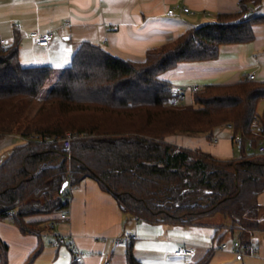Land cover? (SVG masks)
<instances>
[{"label": "trees", "instance_id": "1", "mask_svg": "<svg viewBox=\"0 0 264 264\" xmlns=\"http://www.w3.org/2000/svg\"><path fill=\"white\" fill-rule=\"evenodd\" d=\"M239 3L237 11L187 27L138 59L82 41L16 130L54 68L22 65L18 34L9 44L0 41V137L23 138L0 161V219L9 217L23 233L41 236L67 208L72 188L90 176L137 219L201 224L221 215L230 228L257 227V196L264 189V153L255 150L264 140V106L259 112L257 105L264 99V81L205 83L185 103L170 99L172 83L161 77L180 63L218 57L222 44L251 40L260 16L248 12L244 0ZM226 123L239 148L236 157L217 158L166 139L171 134L211 139ZM67 133L76 137L65 150L60 139ZM41 245L22 264H32ZM211 255L210 250L187 264H207ZM125 256L126 264H143L131 243ZM7 263V244L0 239V264ZM70 264H78L73 255Z\"/></svg>", "mask_w": 264, "mask_h": 264}, {"label": "crops", "instance_id": "2", "mask_svg": "<svg viewBox=\"0 0 264 264\" xmlns=\"http://www.w3.org/2000/svg\"><path fill=\"white\" fill-rule=\"evenodd\" d=\"M240 0H0V38L9 44L20 36L19 61L22 65H51L61 70L68 65L77 46L84 40L97 43L122 58L138 59L153 46L173 39L190 26L214 21L218 12H234ZM247 11L260 18L253 23L254 37L246 42L225 43L218 57L180 63L161 77L174 85H202L234 82L253 74L264 81V0H244ZM189 8L188 12L181 7ZM174 8L173 13H168ZM261 16H263L261 18ZM15 23L18 24L15 27ZM52 32L47 45L34 44L30 31ZM191 101V92H186ZM264 100V99H263ZM213 138L204 135L170 136L174 145L199 149L217 158L228 159L234 152L231 130H216ZM22 140L19 133L0 137V161ZM261 205L258 226L249 230L230 228L221 215L201 224L148 222L122 211L113 196L87 176L74 186L67 210L69 219L53 225L38 236L23 233L9 218L0 219V239L7 244V264H22L40 244L32 264H70L71 244L83 254L78 264H126L127 244L113 238L124 232L136 234L131 250L143 264H187L212 251L207 264H264V189L258 194ZM219 226H222L219 228ZM219 229L218 232H216ZM69 233L71 239L56 245L54 234ZM230 233L231 237H227ZM250 233V234H249ZM246 236H249L246 239ZM239 242V253L233 242ZM226 242L227 248L217 247ZM179 246L192 248L191 255H176Z\"/></svg>", "mask_w": 264, "mask_h": 264}, {"label": "built area", "instance_id": "3", "mask_svg": "<svg viewBox=\"0 0 264 264\" xmlns=\"http://www.w3.org/2000/svg\"><path fill=\"white\" fill-rule=\"evenodd\" d=\"M181 10H183L185 12H188L189 8L186 7V6H183V7H181ZM173 11H174V8H169L168 9V13H173ZM246 16H247L246 12L242 13V17L243 18H245ZM14 25H15V27L18 26L17 23H15ZM28 36H29V38L31 39V41L34 44L47 45L52 40L53 34H52V32H39V31L34 30V31H30L28 33ZM0 41H1L2 44H5L4 39L1 38ZM246 78L254 79V75L253 74H248L246 76ZM199 87L200 86L197 85V84L174 85L172 87V95L170 96V99L173 100V101L184 100L187 91L193 92V91L197 90ZM225 127L229 128V129L232 128L230 123H226ZM75 137H76L75 133L66 134L64 137H62L60 139L61 147L64 148L65 150H68L69 147H70L71 139H73ZM213 140H214V142H216L217 141V137L214 136ZM234 140L239 143L241 141V137L239 135H236L234 137ZM255 150L257 152L264 153V140H259V142L256 145ZM68 219H69L68 210L64 209V210L59 212V214H58V216L56 218H53L50 221V224L53 226V225H56L57 223H59L61 221H66ZM54 237H55L54 243L56 245H58L60 243L65 242L66 240H70L71 239V234H69V233H58V234H54ZM136 237L137 236L134 233L124 232L122 234H119V235L115 236L113 238V240L116 243L128 244L132 240L136 239ZM233 245L235 247H237L235 249V252L239 253V249H238L239 242L235 241V242H233ZM217 247L220 248V249H226L227 248V244H226V242H222L219 245H217ZM70 249H71V251L73 253V257H74L75 261L77 263L81 262L82 259H83V254L79 250L77 245L71 244L70 245ZM174 254H176V255H180V254L191 255L192 254V248L189 247V246H186V247L185 246H179L177 249L174 250ZM108 263H109L108 261L105 262V264H108Z\"/></svg>", "mask_w": 264, "mask_h": 264}, {"label": "rangeland", "instance_id": "4", "mask_svg": "<svg viewBox=\"0 0 264 264\" xmlns=\"http://www.w3.org/2000/svg\"><path fill=\"white\" fill-rule=\"evenodd\" d=\"M5 42V41H4ZM59 73V71L57 70V69H55L54 71H53V73H52V75L50 76V78L47 80V82L45 83V85H44V87L42 88V90H41V92H40V94H39V96L38 97H36V98H34L33 100H32V102L30 103V105H29V107H28V109H27V111H26V113L23 115V117L20 119V121L18 122V124L16 125V128H15V130L17 129V128H20L22 125H24L25 124V122H26V120L27 119H29V117L32 115V114H34V112L37 110V108L39 107V105L41 104V97L47 92V90L50 88V86L52 85V83L55 81V79H56V77H57V74ZM194 92V91H193ZM185 99H187V95H185V98H184V100ZM181 102H183L182 100H181ZM185 103H187V102H185ZM263 106H264V100H261L259 103H258V105H257V110L260 112L261 111V109L263 108ZM255 122H254V124L257 122V120H254ZM223 127H225V124L224 125H222L220 128H223ZM227 128V127H226ZM231 130V129H230ZM67 134H71V133H67ZM177 136V135H185V134H171V135H168L167 137H166V139L169 141H171V139H170V136ZM22 138V137H21ZM22 140H23V138H22ZM21 140V141H22ZM213 142H214V140H213ZM172 143V142H171ZM234 152L236 153L235 155H237V153H238V151H237V145H234ZM195 199L194 198H192L190 201H194ZM212 218V217H211ZM227 237L229 238V237H231V234L230 233H228L227 234Z\"/></svg>", "mask_w": 264, "mask_h": 264}, {"label": "water", "instance_id": "5", "mask_svg": "<svg viewBox=\"0 0 264 264\" xmlns=\"http://www.w3.org/2000/svg\"><path fill=\"white\" fill-rule=\"evenodd\" d=\"M67 183H68L67 181H64V182H63V184H62V186H61V191H62L63 188L67 185Z\"/></svg>", "mask_w": 264, "mask_h": 264}]
</instances>
